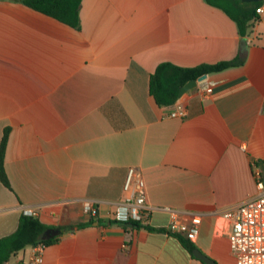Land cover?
Masks as SVG:
<instances>
[{
  "label": "crops",
  "instance_id": "0c3cea01",
  "mask_svg": "<svg viewBox=\"0 0 264 264\" xmlns=\"http://www.w3.org/2000/svg\"><path fill=\"white\" fill-rule=\"evenodd\" d=\"M79 16L76 29L0 0V145L8 130L10 183L0 181V239L36 209L60 230L43 264H236L218 213L256 195L255 164L264 172V12L245 35L207 0H82ZM237 59L208 75V98L198 89L179 97L184 119L150 93L161 63ZM130 167L142 171L151 207L202 214L195 243L167 233L159 209L148 228L109 221ZM31 257L27 247L4 264Z\"/></svg>",
  "mask_w": 264,
  "mask_h": 264
},
{
  "label": "built area",
  "instance_id": "2783aa9c",
  "mask_svg": "<svg viewBox=\"0 0 264 264\" xmlns=\"http://www.w3.org/2000/svg\"><path fill=\"white\" fill-rule=\"evenodd\" d=\"M256 11L257 15H260L264 12V7L260 6ZM213 88L214 83L206 78L195 89H198L203 98H208L213 93ZM187 113L186 104L178 98L172 105L169 116L184 119ZM253 167L256 195L218 213L217 230L227 233L236 264H264V172L258 164ZM158 209L169 215L167 233L183 236L192 243L196 242L200 233L202 214L151 207L148 204L142 171L137 167L128 168L122 199L114 203L108 219L117 224L136 223L140 227L148 228L151 225L153 212ZM83 211L93 220L100 218L95 203H85ZM37 212L36 209H28L24 214L37 217ZM45 248L42 243L30 246L32 257L25 264H43Z\"/></svg>",
  "mask_w": 264,
  "mask_h": 264
},
{
  "label": "trees",
  "instance_id": "16d2710c",
  "mask_svg": "<svg viewBox=\"0 0 264 264\" xmlns=\"http://www.w3.org/2000/svg\"><path fill=\"white\" fill-rule=\"evenodd\" d=\"M82 0H21L26 6L51 16L62 23L79 29L80 27V4ZM213 6L223 9L237 23L239 33L245 35L249 24L257 16V8L261 2L253 3L255 7L248 9V5L240 0H207ZM241 59L234 61L219 62L216 64H202L196 67H180L171 63H161L156 67L150 78V93L159 107H167L174 104L180 97V88L191 80H196L202 75H211L223 72L227 69L242 64ZM8 130L5 131L0 145V181L10 187V183L4 168V156ZM99 221V220H98ZM112 223V222H111ZM92 224V223H90ZM123 225V224H121ZM133 225L139 226L134 223ZM49 229L39 218L22 214L18 227L14 233L0 239V264L27 247L42 243L46 247L55 243L57 237L43 240L46 230ZM184 241V240H183ZM187 247V246H186ZM192 249L191 246L187 247Z\"/></svg>",
  "mask_w": 264,
  "mask_h": 264
},
{
  "label": "water",
  "instance_id": "95a60500",
  "mask_svg": "<svg viewBox=\"0 0 264 264\" xmlns=\"http://www.w3.org/2000/svg\"><path fill=\"white\" fill-rule=\"evenodd\" d=\"M262 1H264V0H242V2L248 3V4L258 3V2H262ZM207 77H208V75L205 74V75L200 76L196 80L189 81L187 84H185L184 86H182L180 88V94L179 95L182 96L185 93H187V92L195 89L198 86V84L200 82H202L203 80H205ZM124 226L125 227H128V228L134 227V225L131 224V223H126ZM59 234H60V230H57V229H47L46 232H45V234H44V236H43V240L51 239L53 237L58 236ZM194 256L196 258H198V259L206 262V263H209L211 261L207 256H205L204 254H202L199 250H195L194 251ZM211 263H212V261H211Z\"/></svg>",
  "mask_w": 264,
  "mask_h": 264
}]
</instances>
